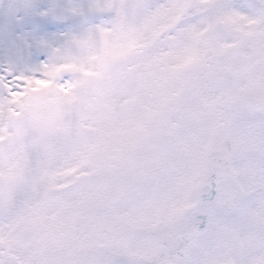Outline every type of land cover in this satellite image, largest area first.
Returning <instances> with one entry per match:
<instances>
[{
  "label": "snow or ice",
  "instance_id": "1",
  "mask_svg": "<svg viewBox=\"0 0 264 264\" xmlns=\"http://www.w3.org/2000/svg\"><path fill=\"white\" fill-rule=\"evenodd\" d=\"M0 264H264V0H0Z\"/></svg>",
  "mask_w": 264,
  "mask_h": 264
}]
</instances>
